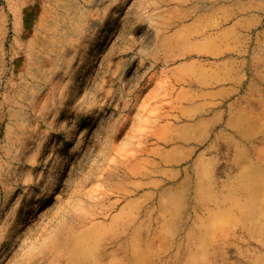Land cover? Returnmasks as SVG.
<instances>
[{"label":"rangeland","instance_id":"rangeland-1","mask_svg":"<svg viewBox=\"0 0 264 264\" xmlns=\"http://www.w3.org/2000/svg\"><path fill=\"white\" fill-rule=\"evenodd\" d=\"M0 264H264V0H0Z\"/></svg>","mask_w":264,"mask_h":264},{"label":"bare ground","instance_id":"bare-ground-1","mask_svg":"<svg viewBox=\"0 0 264 264\" xmlns=\"http://www.w3.org/2000/svg\"><path fill=\"white\" fill-rule=\"evenodd\" d=\"M31 1V0H30ZM54 4V3H53ZM59 4H61V3H59ZM58 4V5H59ZM72 6V5H71ZM25 7V6H24ZM25 16V15H24ZM26 16H27V14H26ZM28 18V17H27ZM46 20V19H45ZM94 25V24H93ZM91 27H93V26H91ZM94 28V27H93ZM89 32V31H88ZM38 34V33H37ZM37 37V36H36ZM38 40V39H37ZM44 41V40H43ZM37 42V41H36ZM43 44V43H42ZM33 54V53H32ZM40 97V96H39ZM38 99V98H37ZM37 103V102H36ZM36 107V106H35ZM46 107V106H45Z\"/></svg>","mask_w":264,"mask_h":264}]
</instances>
